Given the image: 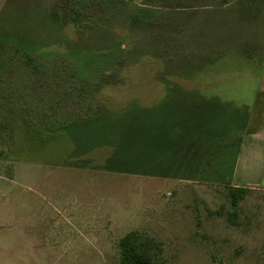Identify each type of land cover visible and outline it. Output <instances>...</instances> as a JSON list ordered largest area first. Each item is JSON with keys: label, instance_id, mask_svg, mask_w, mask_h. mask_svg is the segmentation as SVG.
Listing matches in <instances>:
<instances>
[{"label": "rangeland", "instance_id": "374dc122", "mask_svg": "<svg viewBox=\"0 0 264 264\" xmlns=\"http://www.w3.org/2000/svg\"><path fill=\"white\" fill-rule=\"evenodd\" d=\"M263 53L264 0H0V264H264Z\"/></svg>", "mask_w": 264, "mask_h": 264}, {"label": "trees", "instance_id": "16d2710c", "mask_svg": "<svg viewBox=\"0 0 264 264\" xmlns=\"http://www.w3.org/2000/svg\"><path fill=\"white\" fill-rule=\"evenodd\" d=\"M100 114L98 113L96 117ZM246 188H232L230 195L234 206L244 199ZM120 264H163L158 259L163 252L160 242L129 232L119 240Z\"/></svg>", "mask_w": 264, "mask_h": 264}, {"label": "crops", "instance_id": "0c3cea01", "mask_svg": "<svg viewBox=\"0 0 264 264\" xmlns=\"http://www.w3.org/2000/svg\"><path fill=\"white\" fill-rule=\"evenodd\" d=\"M264 54V53H263ZM255 63V60H254ZM255 106H258V108L253 110V113H251L247 116L248 120V128L253 125L252 130V137H262L264 138V56H263V62H262V76H261V89L259 91V94L257 96V103ZM244 182V181H242ZM264 183V181H263ZM256 187L258 189L264 190V186L258 185L259 183H256ZM262 184V183H261ZM255 186V185H254ZM233 187L235 188H244L247 186H243V184H233ZM261 187V188H259ZM249 188V187H248Z\"/></svg>", "mask_w": 264, "mask_h": 264}]
</instances>
